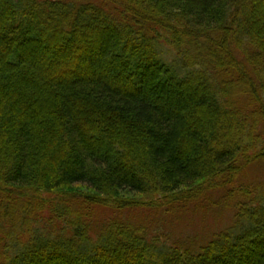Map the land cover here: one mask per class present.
<instances>
[{
	"label": "trees",
	"instance_id": "obj_1",
	"mask_svg": "<svg viewBox=\"0 0 264 264\" xmlns=\"http://www.w3.org/2000/svg\"><path fill=\"white\" fill-rule=\"evenodd\" d=\"M261 163L264 0H0V264H264ZM222 205L158 247L164 216Z\"/></svg>",
	"mask_w": 264,
	"mask_h": 264
},
{
	"label": "rangeland",
	"instance_id": "obj_2",
	"mask_svg": "<svg viewBox=\"0 0 264 264\" xmlns=\"http://www.w3.org/2000/svg\"><path fill=\"white\" fill-rule=\"evenodd\" d=\"M165 50H168L167 48ZM167 52V51H166ZM98 53V52H97ZM96 54V53H95ZM167 59L170 61L174 58V53L169 52L167 54ZM86 67V66H85ZM106 65L102 66V68L97 71L100 75H105ZM87 70V68H85ZM94 71V69H91ZM89 70L85 73V77H89ZM244 183H256V182H264V163L256 164L251 167L246 180L243 181ZM69 191L74 193H81L87 194L89 193L87 190L82 188L81 186H74L68 188ZM121 197H126L127 199H132L133 195L130 194H121ZM210 198H213L215 201L221 198V192H213L210 195ZM187 208V209H186ZM183 209L184 211L181 213H176L172 216H164L163 218L165 221L163 223H159L157 225L158 219L156 220V216L151 217L148 219L150 222L153 221L152 225L149 227V231L155 230L156 225L160 228L158 232L160 233L161 240H159L158 247L164 246L165 249H171L175 245H180L182 247L187 246H196L201 244L203 240L213 232L219 231L221 229L226 228L230 225V219L232 215V210L230 208L226 209L222 205L221 208L214 207L208 209L205 207L204 209H190L189 206ZM94 210V217L96 218H107L109 217L112 212L106 209H98V208H91ZM125 217L131 220H138L144 222L145 212L142 210L137 211H130L126 210ZM42 215L47 216L48 211L44 210L41 212ZM145 215V216H144ZM147 217V216H146ZM147 220V221H148ZM48 228L39 225L34 229V233L36 234H46ZM153 236L152 234H150Z\"/></svg>",
	"mask_w": 264,
	"mask_h": 264
}]
</instances>
